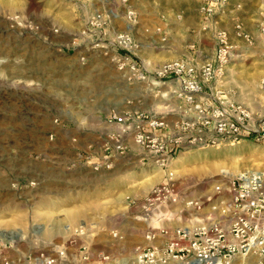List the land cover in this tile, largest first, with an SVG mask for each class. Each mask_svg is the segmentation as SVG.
I'll return each mask as SVG.
<instances>
[{"label":"rangeland","instance_id":"obj_1","mask_svg":"<svg viewBox=\"0 0 264 264\" xmlns=\"http://www.w3.org/2000/svg\"><path fill=\"white\" fill-rule=\"evenodd\" d=\"M204 1L0 0V240L13 263L43 264L41 255L56 257L66 248V262L57 264H101L106 256V264H134L141 250L164 247L179 229L234 216L229 185L245 172L264 173V140L185 141L169 157L137 144L134 125L155 118L167 129L171 121L174 129L166 136L159 135L163 128L152 132L176 139L179 125L195 119L176 112L180 99H149L132 114L111 108L103 120L122 123L120 132L108 133L101 144L79 141L97 124L96 114L85 115L87 107L90 113L111 104L104 97L115 91V70L128 86L136 83L129 70L119 69L131 57L118 47L123 33L139 43L138 57L149 67L177 59L217 63L216 33L225 32L228 63L197 101L231 102L264 118V0H228L209 21ZM238 23L247 39L236 35ZM126 125L131 129L123 134ZM127 134L145 152L130 187L141 197L108 188L115 160L130 151ZM103 174L105 198L97 204ZM164 185L166 192L155 199ZM85 242L88 261L80 258ZM255 249L229 264H260L264 253Z\"/></svg>","mask_w":264,"mask_h":264},{"label":"built area","instance_id":"obj_2","mask_svg":"<svg viewBox=\"0 0 264 264\" xmlns=\"http://www.w3.org/2000/svg\"><path fill=\"white\" fill-rule=\"evenodd\" d=\"M227 2L228 0H205L202 7L205 20H211L221 8L227 6ZM129 15L130 19L135 17L133 12ZM235 33L238 37L248 38L240 23L235 25ZM216 39L219 45L217 63L208 62L199 66L177 59L164 62L150 73L149 67L142 65L138 57L139 43L126 33L117 36L118 47L125 48L131 53L130 59L121 63L119 67L121 71L129 70L136 83L149 81L151 76L157 83L162 84L167 80H176L179 88L173 94L187 103L189 112L195 113L194 120L183 121L179 125L180 132L175 140L171 137L165 140L152 132L153 129L164 127L163 119H149L145 123L141 120L134 125L136 143L154 155L169 157L168 153L179 148L185 141L191 145L215 146L226 140L237 142L248 137L255 141L264 140V118L254 119L253 114L244 106L219 100L208 104L197 101L205 84L217 81L218 74L224 70L230 57L226 33L219 31L216 33ZM166 40L165 34L161 41ZM151 84L153 85V82ZM126 117L128 116L122 118L115 116V119L122 121ZM130 129L131 126L126 125L122 133H127ZM115 146L122 147L123 143L118 141ZM165 187L164 185L155 190L157 192L155 199L166 192ZM229 187L235 196L232 208L234 216L231 219L229 216L221 220L209 219L202 227L192 230L179 229L175 239L164 247L141 250L134 264H174L173 261L184 264H213L218 260L229 264L236 255L247 256L251 250H256L255 248L261 249L264 253V173L245 172L236 177ZM148 202L149 206L153 205L150 200ZM82 245L80 258L82 261H88L89 244L85 242ZM6 249L7 243L0 240V264H15L6 256ZM41 259L43 264H57L58 260L66 262L67 249H58L56 257L45 258L41 255ZM108 260L109 257H102L100 263L106 264ZM260 264H264L263 259L260 260Z\"/></svg>","mask_w":264,"mask_h":264},{"label":"crops","instance_id":"obj_3","mask_svg":"<svg viewBox=\"0 0 264 264\" xmlns=\"http://www.w3.org/2000/svg\"><path fill=\"white\" fill-rule=\"evenodd\" d=\"M166 34V33H165ZM167 39H168V34ZM162 42V41H161ZM167 42V40H166ZM165 43V42H164ZM164 43H160L161 45H165ZM157 64L155 66L149 65V71L152 73L154 69H156L158 66L162 65ZM153 82V85L151 84ZM130 85V84H129ZM179 88V84L176 80H167L165 84L157 83L153 79V76L149 78V81H137V83L133 84V87L128 86L127 83L124 81V79L120 76L117 70H115V91H112L109 95L111 96V99L108 97H104L105 100H110L111 104L104 106H97L96 111H91L89 113L88 107L85 111V115H95L97 116V124L94 127H87L85 131H83L80 136L83 137V139H79L81 145L82 140H84L85 145L87 146V143H95V144H101L102 141H104V137L108 133L111 132H120V127H122V123L115 122V125H108L106 121L103 120V117L108 113V111L112 108H115V111L118 112L119 115H123L125 112H133L141 108V104L149 99H158L160 103H166L168 100V97L171 99H177L179 100L173 92ZM131 102V103H130ZM180 104L178 107H176V112H178L181 116L185 113V115L190 116L191 118H194L195 113L189 112L187 110L188 105L185 107V101L179 100ZM144 110V109H143ZM184 111V113H183ZM186 118V117H184ZM167 128H163L159 130V135H168L171 133V130L174 129V124L171 121L166 122ZM167 133V134H166ZM89 136L90 141L88 140ZM87 138L86 140L84 139ZM94 138V139H93ZM125 141L126 144L129 146V153L125 157H119L115 160V167L114 170L110 173L112 176V182L109 185V189H118L119 191L123 189H127L126 193L129 195H132L133 197L142 196L137 195L135 191H133L132 186L134 185V181L137 179V176H135L136 172L135 170L140 167V159L141 157H145V152L139 148L135 142L133 141L130 134L125 135ZM84 145V146H85ZM186 149V148H185ZM99 179H97L96 188H95V197H96V203H100L104 201L105 194L104 191V174L98 175ZM81 182H87L85 178L82 176L80 177ZM101 181V182H100ZM131 187V188H130ZM81 196V195H79ZM83 196V195H82ZM87 206V205H86ZM98 244H96L97 246Z\"/></svg>","mask_w":264,"mask_h":264},{"label":"bare ground","instance_id":"obj_4","mask_svg":"<svg viewBox=\"0 0 264 264\" xmlns=\"http://www.w3.org/2000/svg\"><path fill=\"white\" fill-rule=\"evenodd\" d=\"M220 261L221 260H218V261H216L215 263H213V264H219L220 263ZM173 262H175V261H173ZM178 264H184V263H181V262H177Z\"/></svg>","mask_w":264,"mask_h":264}]
</instances>
